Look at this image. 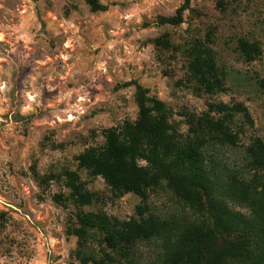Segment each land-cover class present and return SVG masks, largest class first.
I'll use <instances>...</instances> for the list:
<instances>
[{"label": "rangeland", "instance_id": "1", "mask_svg": "<svg viewBox=\"0 0 264 264\" xmlns=\"http://www.w3.org/2000/svg\"><path fill=\"white\" fill-rule=\"evenodd\" d=\"M184 1L97 0L104 9L92 12L85 0H0V264H79L70 234L79 210L120 222L142 212L178 227L194 218L163 185L143 201L77 167L106 130L136 120V84L167 106L182 135L208 103H242L251 123L238 121L239 148L223 154L230 161L254 137L264 141V0H226L223 9L189 0L181 24L158 23ZM239 39L259 46L253 61L239 55ZM194 40L210 41L222 92L204 94L190 79L185 51ZM65 170L93 195L89 205L70 199ZM100 242L96 235L89 245L97 251ZM106 251L122 264H161L163 242H138L127 261Z\"/></svg>", "mask_w": 264, "mask_h": 264}, {"label": "trees", "instance_id": "2", "mask_svg": "<svg viewBox=\"0 0 264 264\" xmlns=\"http://www.w3.org/2000/svg\"><path fill=\"white\" fill-rule=\"evenodd\" d=\"M85 1L92 12L104 9L97 0ZM225 3L217 0L221 9ZM186 9L189 0L158 23L179 25ZM155 44L169 46L165 39ZM209 44L194 40L185 53L190 79L204 94L213 95L224 90V73ZM237 49L246 62L260 53L256 43L244 39L238 40ZM135 103L136 120L106 130L104 144L79 154L77 167L101 177L112 192L133 193L143 201L148 191L163 185L194 218L178 227L177 222L144 217L142 212L138 220L120 222L79 210L70 229L77 238L74 257L79 264H122L106 249L127 261L138 242L151 240L163 242L161 264H264V141L254 137L240 150L238 162L223 155L239 148V122L251 123L245 106L208 103L206 112L187 119L182 135L170 122L167 106L138 84ZM60 176L77 207L92 202L76 172L65 170ZM96 235L101 246L94 251L89 244Z\"/></svg>", "mask_w": 264, "mask_h": 264}]
</instances>
